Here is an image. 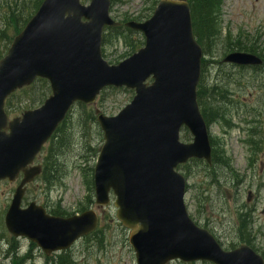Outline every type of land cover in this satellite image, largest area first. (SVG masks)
Instances as JSON below:
<instances>
[{"label": "water", "instance_id": "1", "mask_svg": "<svg viewBox=\"0 0 264 264\" xmlns=\"http://www.w3.org/2000/svg\"><path fill=\"white\" fill-rule=\"evenodd\" d=\"M110 0H44L7 55L0 60V182L15 189L5 216L14 237H27L46 255L70 249L90 235L99 218L93 210L67 218L51 216L31 203L22 207L26 185L42 167H29L75 103L93 104L108 87L133 90L132 101L116 116L99 115L104 144L94 172L98 207L113 203L116 219L130 230L137 264L206 261L213 264H264L246 244L225 251L189 217L186 179L176 171L191 159L211 163L212 148L197 101L203 51L193 34L190 5L161 0L144 23L126 27L144 34L145 45L117 65L102 55ZM225 63L259 66L252 54H229ZM46 79L51 95L37 109L9 120L6 100ZM152 80L149 83V80ZM182 128L193 141L180 140Z\"/></svg>", "mask_w": 264, "mask_h": 264}, {"label": "rangeland", "instance_id": "2", "mask_svg": "<svg viewBox=\"0 0 264 264\" xmlns=\"http://www.w3.org/2000/svg\"><path fill=\"white\" fill-rule=\"evenodd\" d=\"M3 1L11 0H0V3ZM81 1L83 4L90 2V0ZM159 1L111 0L110 15L120 23H125V20H127L126 22H144L153 15ZM106 32L110 35L109 40L103 42V57L111 65L120 63L143 47L141 42H144V38L138 32L131 34L134 40H138L137 47L134 49L122 37H117L115 32L109 30ZM242 35L249 36L247 42L257 43L264 50V0H223L219 37L212 48V53L209 57L206 55L204 57L208 61H221L229 51V41L245 39ZM226 36H230V38H226ZM6 53L7 50L2 48L0 59ZM210 66L209 80L212 83L221 70L222 78L227 75L235 78L238 73L237 70L225 65L221 69L217 64ZM256 78L257 81L254 80ZM251 80L255 82H251ZM244 82L245 84H241L242 86L231 84L228 88L232 94L231 100L235 103L228 116L233 126L230 129H224L221 125L209 127L210 136L221 145L223 144L226 155L232 160L236 182L231 177L225 186L222 182L224 189L221 191L210 190L211 197H209L201 187L206 177L202 173L203 167L201 165L198 168L192 163L187 171L191 189L186 194L185 204L190 217L201 226L208 225L225 249L228 248L230 242L236 241L233 235L236 209L239 208L240 203L248 205L249 209H253V217L256 219L258 227L257 236L260 237L256 242V248L264 250V154H261L253 165H250L249 150L245 144L249 134L248 127H250L247 121L252 118L250 109L255 108L264 114V67L261 73L256 75L250 71ZM133 96L134 92L131 90L107 89L92 108L94 111L99 110L104 115L115 116L132 100ZM13 101L19 115L25 110L35 109L42 104L41 102L30 103V100L26 98L20 102H16V98ZM73 111L67 119L65 127L68 134V148L62 154L61 162L64 173L61 181L50 192L44 190L42 182L31 185L24 200L25 206L36 201L42 206L56 209L65 215L81 213L83 208H95L93 203L88 202L90 193L85 178L87 171L84 168L87 167H85L84 157L88 155L86 145L93 142V146H96L100 139L103 141V137L101 131L100 134L96 131L99 127L91 125V128L87 130L89 136L85 138V133L80 132L77 122L81 108L76 106ZM10 116L13 117L12 114ZM262 119H264V115L261 117ZM261 136L264 140V132ZM88 157L89 166H91L94 164L95 158ZM42 160V156H40L38 162H42ZM17 185L18 183L9 184L7 182L0 185V264H11L7 251L12 237L5 229L4 216ZM239 191L240 193H238ZM248 191H252L255 197L250 204L247 203ZM97 212L102 216L101 233L98 235L103 238L102 243L97 245L96 240L79 241L72 250L77 264H136L135 254L129 245V232L116 221V210L111 206ZM208 219H211L209 223H207ZM17 243L20 254L31 253L32 255L33 260L26 264L45 263V256L37 247L31 246V243L24 239L18 240ZM172 264L184 263L176 261Z\"/></svg>", "mask_w": 264, "mask_h": 264}, {"label": "trees", "instance_id": "3", "mask_svg": "<svg viewBox=\"0 0 264 264\" xmlns=\"http://www.w3.org/2000/svg\"><path fill=\"white\" fill-rule=\"evenodd\" d=\"M190 4L193 32L198 44L203 48L205 55H210L213 46L216 43L217 38L220 34V24H221V10L223 5V0H187ZM43 0H11L9 2L3 1L0 3V50L3 48L8 49L9 45L12 43L13 38L19 34L28 21L32 18L34 13L38 10ZM118 36H122L125 41H127L130 46L134 49L137 47L138 40H134L131 34L134 32L125 29L123 30H112ZM127 33V34H126ZM110 35V34H109ZM245 39H234L230 40L228 43V52L242 51L255 55H259L264 59V50L260 48L257 43L247 42L249 36L242 35ZM230 36H226V38ZM130 40V41H128ZM108 37L106 36V42ZM135 41V42H134ZM144 42H141L143 46ZM209 62L204 59L202 62V76L200 84L198 86V102L203 114V117L208 126L213 124H220L225 129L231 127L230 114L231 102L230 94L227 89V85L235 82L237 85L242 86V76L228 79V84L213 85L212 82L208 81L207 78L210 69L208 68ZM260 68H255L257 71ZM256 75V72H255ZM257 81V78L255 79ZM104 93V92H103ZM50 94V87L46 80L38 79L33 85L27 87L19 92L13 94L7 101L6 108L10 109L12 114H17L15 110V103H13L16 98L17 101H21L23 98L29 99L30 103L41 102L46 99ZM18 98V99H17ZM81 108V114L77 118L79 124L80 132L85 133V138L89 136L87 130L91 128V125L97 124L96 113L91 106H86L83 104H77ZM76 107V106H75ZM75 109V108H74ZM75 111V110H74ZM73 111V112H74ZM250 111H253L250 109ZM66 122L65 120L57 129L54 136L51 139L49 147L46 149V154L44 156V170L42 176L40 177L44 190L50 191L63 176L62 168V157L64 151L68 148L67 138L68 134L66 132ZM82 129V130H81ZM100 134V130L97 129ZM182 139L184 141H189L191 136L187 130H183ZM102 139L99 140L96 146H93V142H89L86 145L88 150V155L84 157L85 166L87 167V174L92 172L93 167L89 166V157L96 159L98 156ZM212 166L205 164L203 161L191 160L190 163L195 164L198 168L203 167L202 173L205 177V181L216 183L220 182L221 170L225 171L229 175V178L236 180L234 171L232 169V160L226 155L223 144H219L215 139H212ZM252 147V152L256 155L259 151V142L254 139L250 141ZM256 157V156H255ZM178 170L184 172L187 176V171L189 170V163L183 166H179ZM230 181V180H229ZM88 190L90 196L89 202H92L93 194V179L87 178ZM221 184V183H220ZM50 213L55 216H63L62 212L58 210H50ZM251 218L249 214L238 215V227L236 234V240L242 243H246L249 246L255 248L254 243H252V237L250 232ZM99 232L95 233L93 236L98 238ZM235 242H230L228 244L229 249L235 248ZM8 258L11 259V264H26L31 261L32 257L29 254H20V249L17 245V240L11 239L9 249L7 251ZM61 260V261H60ZM64 262H63V261ZM66 260V261H65ZM46 264H76V261L72 257L70 252H64L62 254L56 255L53 258L46 259Z\"/></svg>", "mask_w": 264, "mask_h": 264}, {"label": "bare ground", "instance_id": "4", "mask_svg": "<svg viewBox=\"0 0 264 264\" xmlns=\"http://www.w3.org/2000/svg\"><path fill=\"white\" fill-rule=\"evenodd\" d=\"M61 261V260H60ZM63 261V260H62ZM66 261V260H65ZM64 262V261H63Z\"/></svg>", "mask_w": 264, "mask_h": 264}]
</instances>
